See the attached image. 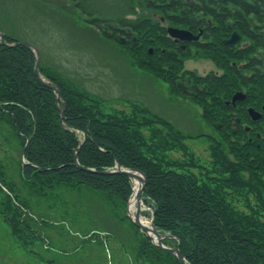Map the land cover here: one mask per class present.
Returning <instances> with one entry per match:
<instances>
[{"label":"trees","instance_id":"obj_1","mask_svg":"<svg viewBox=\"0 0 264 264\" xmlns=\"http://www.w3.org/2000/svg\"><path fill=\"white\" fill-rule=\"evenodd\" d=\"M144 1L146 6L140 4V11L150 9L160 16L158 21L138 12L135 19L124 18L120 23L138 37L136 45L128 42L136 66L165 82L171 93L201 106L206 123L220 121L228 148L211 134L201 135L210 141L214 157L210 167L194 156L186 161L172 159L169 152L183 151L188 137L170 122L133 104L128 113L103 112L98 101L40 67L42 75L60 87L61 104L66 107L62 123L53 89L35 75L32 50L0 43V121L17 133L23 148L28 141L26 164L19 163L20 177L37 195L51 197L57 188L88 186L126 204L131 180L120 173L79 169L74 164L79 147L78 161L83 167L101 172L118 164L144 172V203L154 213V227L166 236L165 245L179 247L188 264H264V0ZM131 11L137 13V9ZM162 17L167 26L203 35L198 41L176 43L168 36ZM102 22L90 18L86 23L100 27ZM233 32L240 35L235 47L224 44ZM204 54L215 60L221 73L201 76L184 69L185 60ZM239 90L246 92L245 101L238 108L226 106L225 101ZM246 106L260 110L262 119L251 122ZM233 116L240 119L235 133L229 123ZM247 125L249 131L244 128ZM146 129L151 131L148 135L143 132ZM0 192L4 193L0 218L32 264L74 263L68 258L80 254L84 242L71 239L69 250L50 254L51 248L62 249L37 230L45 216L30 209L15 184L6 181L1 167ZM136 231L139 243L131 264H181L171 252L158 249ZM92 237L85 240L88 253ZM44 247L52 258L44 259L39 253Z\"/></svg>","mask_w":264,"mask_h":264},{"label":"rangeland","instance_id":"obj_2","mask_svg":"<svg viewBox=\"0 0 264 264\" xmlns=\"http://www.w3.org/2000/svg\"><path fill=\"white\" fill-rule=\"evenodd\" d=\"M139 3L146 6L144 0H0V27L15 40L36 46L58 79L68 83L71 80L81 93L98 101L103 112L119 109L128 113L129 104L133 103L175 125L188 138L184 141V150L170 151V157L186 161L194 156L202 165L210 167L214 163L210 141L201 135L215 136L227 149L226 138L220 131L222 127L218 130L214 124L220 121L206 123L201 106L171 93L165 82L157 81L150 72L136 66L128 41L127 45L122 44L125 49L109 41L96 28H88L81 13L113 21L132 14L131 10L137 9ZM150 11L140 12L152 16ZM137 16L135 13L130 18ZM158 19L159 15L153 17L155 21ZM184 68L201 75L217 70L215 60L208 54L187 59ZM143 132L148 135L151 131ZM22 149L17 133L7 122L0 121V167L4 178L15 184L30 209L45 216L37 230L46 241L62 249L51 248L50 254H63L69 250V241L76 239L84 245L80 254L68 258L73 264H131L139 240L127 216V206L88 186L75 190L57 188L51 197L37 195L20 177ZM3 197L4 193L0 192V199ZM145 212H149L146 206L141 217L150 221L148 215L142 216ZM91 234L89 254L85 240ZM44 249L39 248L44 259L52 258ZM32 263L22 244L0 218V264Z\"/></svg>","mask_w":264,"mask_h":264},{"label":"water","instance_id":"obj_3","mask_svg":"<svg viewBox=\"0 0 264 264\" xmlns=\"http://www.w3.org/2000/svg\"><path fill=\"white\" fill-rule=\"evenodd\" d=\"M168 33H170V35L175 37L177 40L182 39V40L192 41V39L197 40L200 37V35H194V34L190 33L189 31L178 30V29L172 28V27H170L168 29ZM2 37H3V34L0 33V38H2ZM238 38H239L238 33L234 32V34L228 40H226L225 43L229 44L231 46H234L235 43L237 42ZM4 44H6V43H4ZM15 44H23V45L25 44L29 48L34 49V47L31 44H29L28 42H20V43H15ZM38 61H39V53H37L36 59H35L36 74L43 81V79H42V77L38 71V64H37ZM52 87L54 88V91L56 93V97H57L56 102L58 104L60 101V98H61L60 90L58 88H56L55 86H52ZM243 98H244V95L242 93L236 94L232 98L233 104H235L236 101H239L240 99H243ZM61 110H62V108H61ZM249 111H250V116L253 120H257L261 117V115L257 111H254L253 109H250ZM75 152H76V154L74 156L75 165L78 166L80 169L84 170L85 172L87 171V172L94 173L95 171L93 169L86 168V167L84 168L83 166L80 165V163H78V149H76ZM22 154H23V158H24V155H25L24 151ZM102 173L103 174H108V173H110V174L118 173L119 174V173H122V174H125L126 176H128L132 180H134V179L137 180V182L139 183V187H138V190L136 192V202H137L138 207H137V211L134 214V218H133L134 223L136 224V226L138 228H140L152 240V242L154 243L155 246H157L160 249L172 252L176 256L177 260H180V262L182 264H187L186 260L182 256V253L178 247H176V248L167 247L163 244L162 235L159 233L157 228L153 226L152 220L150 222V226L142 223V220L140 217V212L142 210L141 204H142L143 191H144V188L146 187V176H145V174L143 172H139V171H136L134 169H125V168L120 167V166H118L117 170H115V171H108V172H102ZM133 195L134 194H132V196Z\"/></svg>","mask_w":264,"mask_h":264},{"label":"bare ground","instance_id":"obj_4","mask_svg":"<svg viewBox=\"0 0 264 264\" xmlns=\"http://www.w3.org/2000/svg\"><path fill=\"white\" fill-rule=\"evenodd\" d=\"M134 181H135V183H136V179H134ZM136 191V190H135ZM130 206H131V213H134L135 212V210H136V198H135V196H134V198L132 199V201H131V203H130ZM142 221H143V223H145L146 225H148V226H150L149 224H150V222H146V221H144L143 219H142Z\"/></svg>","mask_w":264,"mask_h":264}]
</instances>
